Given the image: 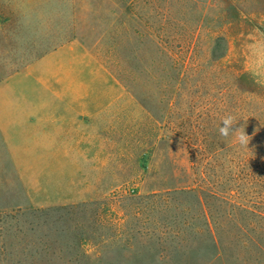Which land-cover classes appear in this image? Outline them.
<instances>
[{
  "label": "rangeland",
  "instance_id": "rangeland-1",
  "mask_svg": "<svg viewBox=\"0 0 264 264\" xmlns=\"http://www.w3.org/2000/svg\"><path fill=\"white\" fill-rule=\"evenodd\" d=\"M192 32L198 67L185 71L160 55L159 40L180 55ZM71 41L76 48L59 49ZM217 44L227 49L223 58L213 54ZM77 71L93 78L89 100L81 92L65 96L60 81L41 80ZM237 76L264 94V0H0V170H11L8 134L23 155V139L11 134L24 119L21 106L46 110L89 101L97 112L106 107L97 120L105 118L111 131L110 142H97V156L68 161L29 156L26 148L34 169L70 163L59 172L76 197L49 206H0V264H264V102ZM227 114L237 118L234 128L245 127L255 156L252 259L238 253L240 240L234 252L221 250L230 242L225 224L217 246L200 219L178 222V231L163 218L137 234L139 224L123 227L124 190L145 196L191 185L185 144L173 124L182 119L185 127L202 128L214 146L236 145L219 135ZM7 179L0 189L15 192L14 177ZM188 201L166 217L181 210L190 217L196 211Z\"/></svg>",
  "mask_w": 264,
  "mask_h": 264
},
{
  "label": "trees",
  "instance_id": "trees-1",
  "mask_svg": "<svg viewBox=\"0 0 264 264\" xmlns=\"http://www.w3.org/2000/svg\"><path fill=\"white\" fill-rule=\"evenodd\" d=\"M188 38L186 47L183 48L180 55L172 54V50H169L159 40L160 55L168 54V58L180 63L181 68L185 71L189 69V65L195 69L198 67V64L194 63L198 34L192 32ZM226 52L227 49L219 44L215 45L213 49V54L218 53V59L223 58ZM243 78L237 76V82L241 84L244 82L246 89L250 88L249 93L263 103L264 94L255 89L247 77ZM241 116L246 117V114H241ZM172 132L185 144L189 175L192 178L191 185L145 196L138 195L134 190H124L123 227L126 226L127 228L128 224H139L140 227L135 230L137 234L140 229H142L141 231L145 229L144 225L151 219L163 218L162 223L168 224L169 221L176 226L178 231L180 230L178 222L185 224L187 218L190 221L200 219L206 225L208 234L213 236V242L217 246L218 241L214 238L217 237L218 239V232L222 230L225 224L229 228L222 230V232L230 242L221 250L234 252L240 240L242 254L240 251L238 253L242 256L247 253L252 259L253 254L250 252L252 251V244H254V229L251 196L254 184L255 156H251L250 143L247 146H241L238 143L221 147L214 146L204 139L202 128L191 125L185 127L182 119L173 124ZM232 148L235 149L236 155L218 156L220 151L229 152ZM260 149L262 150V147ZM259 160L261 166L264 156H259ZM260 175L263 183L264 173L262 172ZM189 196L192 197L191 208L196 212L193 213L192 211L193 214L187 217L184 216V213L187 214V212L181 210L178 214H173L172 217H166L172 210L176 211L180 206L189 204ZM186 208L184 206V211ZM156 222L158 223L159 220ZM134 229L130 231H134ZM231 242L234 243L232 248L229 247Z\"/></svg>",
  "mask_w": 264,
  "mask_h": 264
},
{
  "label": "crops",
  "instance_id": "crops-1",
  "mask_svg": "<svg viewBox=\"0 0 264 264\" xmlns=\"http://www.w3.org/2000/svg\"><path fill=\"white\" fill-rule=\"evenodd\" d=\"M77 45L76 42L71 41L59 49H72ZM29 70L34 74L31 66H29ZM21 74L17 72L10 75L9 79L16 78ZM37 79L39 80V78ZM41 80L62 82V91L65 96H75L77 92H81L79 95L83 96V99L87 97L89 100L90 90L94 95L93 84L90 86V81H93V78L88 72H68L60 74V77L52 76L41 78ZM51 86L49 84L47 88ZM31 90L28 94H22L30 96ZM100 109L102 107H99L98 111L100 112H97L96 105L90 104L89 101L87 104H66L61 107H48L46 110H39L34 105L21 106L19 112H24L25 115L24 119H20L16 124L19 126L18 132H12L11 128L9 131L13 137L19 136V139H23L21 142L24 144L23 155L20 145V150L16 154L17 143L7 133L10 139H4V141L7 142L9 148H13L11 170L7 174L0 170V186L7 183V178L14 177L16 190L12 192L8 187H1L0 206L3 204L11 208L22 207L26 204L49 206L72 202L76 193H73L72 189L70 190L68 187L66 189V183L61 181L62 171L71 169V164L69 163L66 167L55 165L57 168H54L53 163H49L44 169H34L31 160L26 157V148L30 149L29 156H63L68 161V156H97V142L105 144L106 141L110 142L111 140V131L105 127V118L97 120V118H101L99 114L102 112L105 117L106 107H103L104 110ZM108 124L110 128V123L108 122ZM0 154L3 156L1 152ZM55 160L53 159V161ZM59 169L62 171L59 172ZM70 185V182L67 183V186L70 187Z\"/></svg>",
  "mask_w": 264,
  "mask_h": 264
},
{
  "label": "clouds",
  "instance_id": "clouds-1",
  "mask_svg": "<svg viewBox=\"0 0 264 264\" xmlns=\"http://www.w3.org/2000/svg\"><path fill=\"white\" fill-rule=\"evenodd\" d=\"M237 118L232 114L225 115L221 120L219 127V135L225 139L231 138L233 143H238L241 146H247L251 140V136L245 131V127L234 128L237 124Z\"/></svg>",
  "mask_w": 264,
  "mask_h": 264
}]
</instances>
